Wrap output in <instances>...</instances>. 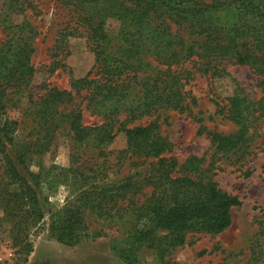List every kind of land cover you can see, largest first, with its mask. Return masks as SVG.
<instances>
[{"label": "trees", "instance_id": "obj_1", "mask_svg": "<svg viewBox=\"0 0 264 264\" xmlns=\"http://www.w3.org/2000/svg\"><path fill=\"white\" fill-rule=\"evenodd\" d=\"M66 1L77 19V27L67 34L73 35L74 29L84 33L95 55L92 68L73 79L69 90L55 87L34 93L36 29L10 21L0 26L8 32L0 41L1 222L14 243L30 251L32 230L45 216L40 185L62 180L72 198L50 225L59 242L76 245L88 237L82 220L88 212L121 230L114 240L127 243L114 249L126 263L137 264L136 250L145 244L162 264H178L167 258L169 253L192 234L224 232L241 201L219 187L211 174L213 163L205 166L198 156L180 163L167 156L173 145L156 118L134 123L162 109L183 110L185 81L196 71L223 76L222 63L231 61L263 76L264 0ZM111 21L119 24L114 32L109 30ZM67 34L62 35L64 46ZM189 64L192 69L185 67ZM84 102L99 123L84 122ZM227 106L228 119L241 128L233 135L213 134L217 152L223 155L243 149L252 116L264 118V94L251 101L234 93ZM14 110L21 121L11 116ZM27 127L29 141L21 143L19 133ZM63 132L77 145L100 150L98 169L105 168L110 155L105 149L123 132L124 151L150 160L148 171L139 181L111 189L91 184L92 177L78 168L52 165L32 171L33 147L47 151ZM258 224L246 264L263 261L264 218Z\"/></svg>", "mask_w": 264, "mask_h": 264}, {"label": "rangeland", "instance_id": "obj_2", "mask_svg": "<svg viewBox=\"0 0 264 264\" xmlns=\"http://www.w3.org/2000/svg\"><path fill=\"white\" fill-rule=\"evenodd\" d=\"M9 21L36 29L32 56L36 68L32 81L34 93L42 94L55 87L69 90L73 79L85 76L92 68L95 55L85 34L78 29H74L73 35L67 34L77 27V19L73 6L66 0H0V26ZM118 25V22H109V30L114 32ZM2 27L0 41L8 34ZM65 34L66 46L61 42ZM185 67L192 69L190 64ZM221 67L225 69L223 76L196 71L185 81L187 94L183 110L162 109L153 117H144L134 123H146L156 118L160 132L173 145L167 156L180 163L191 156L204 158L205 166L213 163L211 174L219 187L241 201L232 209V225L224 232L218 235L192 234L186 244L171 251L167 258L178 264H246L259 232L258 222L264 218V118L254 120L255 115L250 118L252 123L247 131L246 144L236 153L223 155L217 152L212 140L215 133L233 135L239 132L241 126L227 117L229 99L234 93H241L251 101L259 100L264 94V75L231 61H224ZM81 107L85 123L101 121L84 109L85 102ZM15 113L12 111L11 116L21 121ZM28 131V127L21 129L19 142L29 141ZM126 148V136L120 132L105 149L110 152L105 168L98 169L96 157L100 150L77 145L63 132L47 151L41 152L40 147H33L30 169L37 172L40 167L52 165L78 168L92 177L91 184L111 189L128 180L139 181L148 171L150 160L139 159L124 151ZM40 191L45 216L32 230L30 251L14 243L1 222L3 210L0 209L3 264H128L114 249V246L122 247L127 243V240H114L121 230L118 232L117 227L109 226L88 212L82 216L88 227V237L76 245L59 242L52 236L50 225L59 215L58 211L72 198L71 189L62 180H51L47 184L42 182ZM135 257L137 264H162L145 244L136 250ZM260 264H264V257Z\"/></svg>", "mask_w": 264, "mask_h": 264}, {"label": "built area", "instance_id": "obj_3", "mask_svg": "<svg viewBox=\"0 0 264 264\" xmlns=\"http://www.w3.org/2000/svg\"><path fill=\"white\" fill-rule=\"evenodd\" d=\"M0 264H3V259L1 256H0Z\"/></svg>", "mask_w": 264, "mask_h": 264}]
</instances>
